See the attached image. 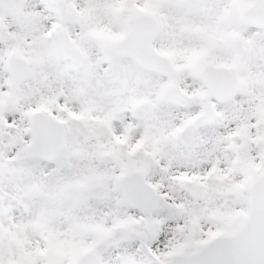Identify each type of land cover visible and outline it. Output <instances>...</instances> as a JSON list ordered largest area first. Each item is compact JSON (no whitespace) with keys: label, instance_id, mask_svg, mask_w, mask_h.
<instances>
[{"label":"snow or ice","instance_id":"snow-or-ice-1","mask_svg":"<svg viewBox=\"0 0 264 264\" xmlns=\"http://www.w3.org/2000/svg\"><path fill=\"white\" fill-rule=\"evenodd\" d=\"M0 264H264V0H0Z\"/></svg>","mask_w":264,"mask_h":264}]
</instances>
